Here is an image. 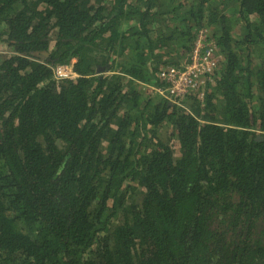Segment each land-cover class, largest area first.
I'll return each mask as SVG.
<instances>
[{"label": "trees", "instance_id": "trees-1", "mask_svg": "<svg viewBox=\"0 0 264 264\" xmlns=\"http://www.w3.org/2000/svg\"><path fill=\"white\" fill-rule=\"evenodd\" d=\"M200 29L205 90H144ZM2 43L0 264H264V0H0Z\"/></svg>", "mask_w": 264, "mask_h": 264}, {"label": "built area", "instance_id": "built-area-1", "mask_svg": "<svg viewBox=\"0 0 264 264\" xmlns=\"http://www.w3.org/2000/svg\"><path fill=\"white\" fill-rule=\"evenodd\" d=\"M206 33L200 29L191 50L189 59L182 65H168L161 68L157 75L162 85L144 84L153 94H159L174 104H181L186 94L203 90L212 82L219 68L221 56L216 55L214 40H207ZM59 77L73 75L71 68L57 67Z\"/></svg>", "mask_w": 264, "mask_h": 264}, {"label": "clouds", "instance_id": "clouds-1", "mask_svg": "<svg viewBox=\"0 0 264 264\" xmlns=\"http://www.w3.org/2000/svg\"><path fill=\"white\" fill-rule=\"evenodd\" d=\"M198 35V34H197ZM53 45H54V43H53ZM52 44H51V47L49 48V49H47L46 51H42L39 55H35V54H32V56H34L35 58H37V59H40V60H45V58L49 55V53L51 52L50 50L52 49V46H53ZM46 52V53H45ZM36 53V52H35ZM70 65H68V64H65V65H63V64H58V65H54V66H52L53 67V72H54V77L56 78V81H60V80H62V79H64V78H76V76L78 75V73L76 72V71H74L73 69H72V67H69ZM57 67H62V68H71L72 70H73V75H69V76H65V77H63V76H61V77H59L58 75H57ZM109 67L110 66H106V67H103V66H101V67H98V71H105V69L107 68V70H109ZM99 68H103L102 70H99ZM141 85H142V87L144 88V90H147V92L148 93H151L147 88H146V86L145 85H143V83H141ZM151 94H153V93H151Z\"/></svg>", "mask_w": 264, "mask_h": 264}, {"label": "rangeland", "instance_id": "rangeland-1", "mask_svg": "<svg viewBox=\"0 0 264 264\" xmlns=\"http://www.w3.org/2000/svg\"><path fill=\"white\" fill-rule=\"evenodd\" d=\"M54 42H52V45H53ZM2 54V56H7V55H11L12 54V50L11 48L6 44V43H2L0 44V55ZM65 65V64H63ZM71 67V66H69ZM169 133H171V128L168 129V128H165L163 129V133L161 134V138L163 137H166ZM173 146L176 145V147H178V140L176 139H173V142H172ZM176 153L177 155L179 154L176 150Z\"/></svg>", "mask_w": 264, "mask_h": 264}, {"label": "water", "instance_id": "water-1", "mask_svg": "<svg viewBox=\"0 0 264 264\" xmlns=\"http://www.w3.org/2000/svg\"><path fill=\"white\" fill-rule=\"evenodd\" d=\"M46 53V52H45ZM35 55H39L40 53L39 52H36V53H34ZM103 68H99V70H102ZM258 139H260V140H262L263 139V137L261 136V135H259V137H258Z\"/></svg>", "mask_w": 264, "mask_h": 264}, {"label": "bare ground", "instance_id": "bare-ground-1", "mask_svg": "<svg viewBox=\"0 0 264 264\" xmlns=\"http://www.w3.org/2000/svg\"><path fill=\"white\" fill-rule=\"evenodd\" d=\"M205 90V89H204Z\"/></svg>", "mask_w": 264, "mask_h": 264}]
</instances>
